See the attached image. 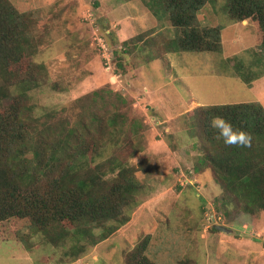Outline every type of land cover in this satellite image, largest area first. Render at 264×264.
<instances>
[{
    "label": "rangeland",
    "instance_id": "rangeland-1",
    "mask_svg": "<svg viewBox=\"0 0 264 264\" xmlns=\"http://www.w3.org/2000/svg\"><path fill=\"white\" fill-rule=\"evenodd\" d=\"M10 1L32 17L33 58L45 66V83L27 99L33 115L108 86L141 112L146 129L143 149L129 159L143 187L126 224L72 255V233L55 246L28 218L12 217L0 221V264H128L125 255L147 235V254L157 264H264V211L225 205L209 170L197 174L195 186L185 178L199 153L200 130L197 137L188 130L190 110L260 99L264 105L259 22L232 20L226 0L207 1L198 24L221 27L222 51L175 52L165 43L173 27L147 0ZM239 67L256 74L252 83ZM216 224L232 232L214 231Z\"/></svg>",
    "mask_w": 264,
    "mask_h": 264
},
{
    "label": "trees",
    "instance_id": "trees-1",
    "mask_svg": "<svg viewBox=\"0 0 264 264\" xmlns=\"http://www.w3.org/2000/svg\"><path fill=\"white\" fill-rule=\"evenodd\" d=\"M207 1H146L175 31L165 42L167 50L222 51L221 27L198 24V12ZM226 9L232 20L259 22L264 54V0H226ZM33 31L30 14L0 0V221L28 218L55 246L72 233L74 255L79 246L84 252L126 224L139 204L143 185L129 159L143 149L146 123L125 96L108 86L33 115L29 91L45 83V66L33 58ZM257 62L264 66V56ZM240 75L249 85L256 74L242 69ZM189 112V133L200 134L195 145L199 153L185 177L194 182L187 185L195 186L197 174L209 170L224 190L225 205L250 214L264 211V105H198ZM216 115L251 133V146L225 145L218 139L209 125ZM212 229L220 230L215 225ZM149 241L145 236L125 255L128 264H157L147 254Z\"/></svg>",
    "mask_w": 264,
    "mask_h": 264
},
{
    "label": "clouds",
    "instance_id": "clouds-1",
    "mask_svg": "<svg viewBox=\"0 0 264 264\" xmlns=\"http://www.w3.org/2000/svg\"><path fill=\"white\" fill-rule=\"evenodd\" d=\"M209 125L215 130L216 137L222 139L225 145L251 146V133L235 129L232 122L223 116H213L209 121Z\"/></svg>",
    "mask_w": 264,
    "mask_h": 264
},
{
    "label": "built area",
    "instance_id": "built-area-1",
    "mask_svg": "<svg viewBox=\"0 0 264 264\" xmlns=\"http://www.w3.org/2000/svg\"><path fill=\"white\" fill-rule=\"evenodd\" d=\"M100 40H101V38H100ZM101 46H102V48H103V50L106 52L107 50H108V48H107V45H106V43H105V41L103 40V38H102V40H101ZM107 53V52H106ZM107 58L108 59H110L111 58V54L109 53V55H107ZM187 181L186 182H188L189 181V179H186ZM180 182V181H179ZM181 183V182H180Z\"/></svg>",
    "mask_w": 264,
    "mask_h": 264
},
{
    "label": "water",
    "instance_id": "water-1",
    "mask_svg": "<svg viewBox=\"0 0 264 264\" xmlns=\"http://www.w3.org/2000/svg\"><path fill=\"white\" fill-rule=\"evenodd\" d=\"M215 226H216L218 229L222 230V231H225V232H232V229H231V228H228V227H226V226H224V225H218V224H216Z\"/></svg>",
    "mask_w": 264,
    "mask_h": 264
},
{
    "label": "crops",
    "instance_id": "crops-1",
    "mask_svg": "<svg viewBox=\"0 0 264 264\" xmlns=\"http://www.w3.org/2000/svg\"><path fill=\"white\" fill-rule=\"evenodd\" d=\"M260 102H262V104H263V100L262 99H260Z\"/></svg>",
    "mask_w": 264,
    "mask_h": 264
}]
</instances>
